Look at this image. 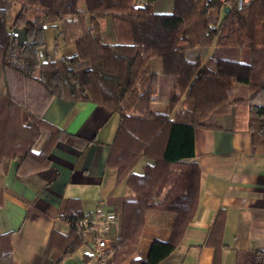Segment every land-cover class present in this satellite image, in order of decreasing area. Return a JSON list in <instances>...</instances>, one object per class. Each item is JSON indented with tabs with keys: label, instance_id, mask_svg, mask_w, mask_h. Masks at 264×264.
<instances>
[{
	"label": "trees",
	"instance_id": "1",
	"mask_svg": "<svg viewBox=\"0 0 264 264\" xmlns=\"http://www.w3.org/2000/svg\"><path fill=\"white\" fill-rule=\"evenodd\" d=\"M17 1L11 24L7 13ZM0 65L5 90L0 93V163L17 160V172L48 165L57 141L83 140L45 120L41 108L55 94L92 101L113 109L119 122L106 164L117 168V182L127 194L118 199L107 264H120L136 249L149 210L173 215L166 240L154 239L145 259L129 264H159L181 241L199 203L201 168L194 155L196 127L221 128L234 112L233 131H248L253 145H264V0H2ZM228 6V10L224 7ZM132 14H142L135 18ZM112 20L115 42L103 39L105 19ZM58 21L72 54L54 58L58 90L35 71L38 49L46 45L47 25ZM13 26L25 39L19 43ZM211 51L207 54L209 48ZM250 48V62L240 49ZM173 54V71L161 73L158 58ZM83 71V80L77 71ZM35 81L44 90L41 108L17 100L9 74ZM26 112L28 122L23 123ZM48 136L38 151L41 133ZM87 142V141H84ZM142 158L150 161L133 171ZM0 189V202H1ZM226 211L219 209L204 242L214 247L212 264H221ZM66 233L51 230L40 264H59L84 243L83 227L92 215L78 198L60 204ZM81 223L78 226V223ZM235 264H264V249H236ZM88 257L84 260L87 261ZM0 264H14L11 233H0Z\"/></svg>",
	"mask_w": 264,
	"mask_h": 264
},
{
	"label": "crops",
	"instance_id": "2",
	"mask_svg": "<svg viewBox=\"0 0 264 264\" xmlns=\"http://www.w3.org/2000/svg\"><path fill=\"white\" fill-rule=\"evenodd\" d=\"M137 15L132 16H143ZM12 19L9 21L7 13L8 25ZM48 26L46 45L38 49L39 65L35 73L57 91L54 58L72 54L75 46L62 40L58 21ZM12 29L21 43L25 39L23 28ZM102 36L107 42L116 41L109 17L103 24ZM51 40L50 48L51 43L47 45ZM240 59L250 62L249 47L240 49ZM157 64L161 73L172 72V52L162 54ZM77 76L83 80V71H77ZM8 77L17 100L42 107L44 90L39 84L24 81L16 73ZM4 90L5 72L0 65V93ZM24 114L25 111L22 121L27 123ZM41 115L78 135L83 143L72 145L59 140L50 152L47 166L35 170L27 166L23 173L17 172V160L0 163V233H11L14 264H40L51 230L68 231V223L60 217L63 200L78 198L83 212L93 215L98 204L114 212L118 199L127 194L125 181L117 182V168L106 164L109 144L119 122L116 111L92 101L68 100L55 94L41 108ZM233 120L232 111L221 118V128L194 129V155L186 160L197 161L201 168L198 207L179 244L159 264H212L214 247L198 244L205 241L219 209L226 211L221 264H235L236 249H264V145H253L248 131H233ZM47 136L48 131L44 130L35 151ZM149 161L142 158L133 171L140 173L143 164ZM172 220L169 212L147 211L138 246L120 264L145 259L154 239H167ZM83 235L84 243L59 264H85L84 259H90L91 234L83 231Z\"/></svg>",
	"mask_w": 264,
	"mask_h": 264
},
{
	"label": "built area",
	"instance_id": "3",
	"mask_svg": "<svg viewBox=\"0 0 264 264\" xmlns=\"http://www.w3.org/2000/svg\"><path fill=\"white\" fill-rule=\"evenodd\" d=\"M223 3L225 0H221ZM240 3H245L248 0H239ZM92 222L83 227V231L91 234V257L85 264H107L110 240L106 236L107 231L112 223L116 221L115 213L112 210L103 209L101 204H98L92 215ZM80 222L78 226H80Z\"/></svg>",
	"mask_w": 264,
	"mask_h": 264
},
{
	"label": "rangeland",
	"instance_id": "4",
	"mask_svg": "<svg viewBox=\"0 0 264 264\" xmlns=\"http://www.w3.org/2000/svg\"><path fill=\"white\" fill-rule=\"evenodd\" d=\"M240 2V1H239ZM242 4V3H241ZM18 7H19V3L17 2V1H13L12 3H11V7H10V9H9V11H8V19H9V21L11 20V18H13V16H14V14H15V12H16V10L18 9ZM133 16H135V17H138V15L137 14H132ZM50 27L47 25V31L48 30H50L49 29ZM50 33H51V31H50ZM52 41L53 40H51V41H48V45L47 46H49L50 45V43H51V45H50V48H51V46H52ZM71 46V45H70ZM72 48H73V45L71 46ZM60 53V52H59ZM19 77V76H18ZM20 78V77H19ZM20 79H22V78H20ZM23 80V79H22ZM31 81V80H30ZM32 82H35V81H32ZM36 83V82H35ZM38 84V83H37ZM26 112H25V114H24V116H25V118H26Z\"/></svg>",
	"mask_w": 264,
	"mask_h": 264
},
{
	"label": "water",
	"instance_id": "5",
	"mask_svg": "<svg viewBox=\"0 0 264 264\" xmlns=\"http://www.w3.org/2000/svg\"><path fill=\"white\" fill-rule=\"evenodd\" d=\"M228 9H229V7H228V6H225V7H224V10H228Z\"/></svg>",
	"mask_w": 264,
	"mask_h": 264
}]
</instances>
